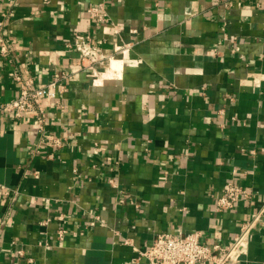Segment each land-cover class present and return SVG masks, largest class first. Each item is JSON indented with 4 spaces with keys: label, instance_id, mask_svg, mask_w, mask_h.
<instances>
[{
    "label": "crops",
    "instance_id": "0c3cea01",
    "mask_svg": "<svg viewBox=\"0 0 264 264\" xmlns=\"http://www.w3.org/2000/svg\"><path fill=\"white\" fill-rule=\"evenodd\" d=\"M1 19L0 104L14 70L71 75L42 132L36 111L0 116V184L16 189L0 190V264H147L137 248L161 232L226 246L264 209V0H0ZM76 34L111 59L78 69ZM228 181L249 195L218 210ZM235 259L264 264V221Z\"/></svg>",
    "mask_w": 264,
    "mask_h": 264
},
{
    "label": "built area",
    "instance_id": "2783aa9c",
    "mask_svg": "<svg viewBox=\"0 0 264 264\" xmlns=\"http://www.w3.org/2000/svg\"><path fill=\"white\" fill-rule=\"evenodd\" d=\"M88 11L90 17L97 21L108 19L104 3L90 6ZM5 26V19H1L0 55L13 58L14 51L5 34ZM69 46L80 54L78 69L94 68L111 59L109 55L102 51L100 46L92 42L89 34H76L73 43ZM121 47L120 51H125L128 45L124 43ZM209 53L216 55L218 52L216 49H212ZM70 75L66 71L61 74H54L47 83L38 86L33 76H24L21 71L14 70V76L19 82V94L0 104V116L10 114L15 118H21L27 112L36 111L38 114L37 121L42 132L47 108L53 105L63 106L61 96L68 90ZM42 138L53 147H60L64 143L63 138L46 135L45 133H43ZM95 152L99 151L96 149ZM108 159L112 158L108 157ZM33 175L38 178L40 175L39 170H34ZM110 182L112 184L116 183L114 179H110ZM0 190L5 196H9L13 191H16V189L6 184H0ZM248 195L249 192L244 186L234 181H228L222 192L217 196L216 208L218 210L232 209L242 196ZM97 219L98 217L91 224H95ZM261 220L264 221V209L254 212L251 219L241 225L237 236L226 246L204 243L198 231L184 234L161 232L149 247L145 249L137 248L138 256L136 259L145 258L147 264H232L236 260L237 250L247 241L252 229ZM66 233L67 229L60 228L58 237L64 239ZM18 254L20 256L26 254L24 247L18 248ZM27 260L29 264H37L31 257H28Z\"/></svg>",
    "mask_w": 264,
    "mask_h": 264
}]
</instances>
